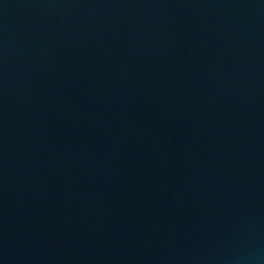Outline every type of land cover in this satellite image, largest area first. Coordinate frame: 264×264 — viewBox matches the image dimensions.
Returning <instances> with one entry per match:
<instances>
[{"label":"water","instance_id":"95a60500","mask_svg":"<svg viewBox=\"0 0 264 264\" xmlns=\"http://www.w3.org/2000/svg\"><path fill=\"white\" fill-rule=\"evenodd\" d=\"M0 264H264V0H0Z\"/></svg>","mask_w":264,"mask_h":264}]
</instances>
